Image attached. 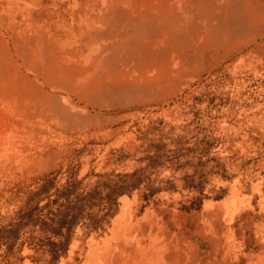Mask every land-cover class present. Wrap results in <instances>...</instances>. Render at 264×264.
<instances>
[{"label": "rangeland", "instance_id": "1", "mask_svg": "<svg viewBox=\"0 0 264 264\" xmlns=\"http://www.w3.org/2000/svg\"><path fill=\"white\" fill-rule=\"evenodd\" d=\"M169 4L121 38L131 0H0V264H264V0ZM66 182L93 197L56 260L39 225L6 238Z\"/></svg>", "mask_w": 264, "mask_h": 264}, {"label": "trees", "instance_id": "2", "mask_svg": "<svg viewBox=\"0 0 264 264\" xmlns=\"http://www.w3.org/2000/svg\"><path fill=\"white\" fill-rule=\"evenodd\" d=\"M139 172L140 170H134L129 174L121 175L120 179L112 185L108 197L116 194H122L127 192L129 189L137 187L142 181L138 174ZM44 185L46 184H43L42 187H44ZM94 187H104V181L98 182ZM42 190L46 189L40 188L34 192L26 200L25 205L12 215V220L8 223L9 228L5 230V236L7 239L11 240L12 243H14L18 236V232L22 227L30 224H33V226L39 225V229L42 233L65 239L61 243L52 242L50 244L52 260H56L59 256V251H64L66 248L71 228L75 223H77L86 199L93 196L88 193L84 195L75 194L74 185L70 182H66L60 188L55 190L54 198L48 200L42 205H39L40 200H35L32 204L35 196H38ZM154 190L157 189H153V191ZM52 204L57 206L55 208H50Z\"/></svg>", "mask_w": 264, "mask_h": 264}, {"label": "bare ground", "instance_id": "3", "mask_svg": "<svg viewBox=\"0 0 264 264\" xmlns=\"http://www.w3.org/2000/svg\"><path fill=\"white\" fill-rule=\"evenodd\" d=\"M131 2L134 5H136L135 7L140 12L141 18L135 15H128L127 14L128 12H124L118 9L116 15H114L116 16L114 22L117 26H119L118 34L121 38L140 37L149 29H152L153 31L157 30L158 32V29H156L157 27L155 25L157 19H159L162 22L164 21L167 24L170 23L171 21L170 15L173 14L174 8L169 4V0H144V1L131 0ZM152 11L154 12L155 15L151 14ZM26 52H24L22 49H18L17 56H20V58H25L27 56ZM134 264H140V262H134ZM144 264H172V263L168 262L166 259H164V257L163 258L161 257L159 259L149 258L144 262ZM174 264H198V262L187 263L184 262L182 258L179 261L177 260L176 263Z\"/></svg>", "mask_w": 264, "mask_h": 264}]
</instances>
